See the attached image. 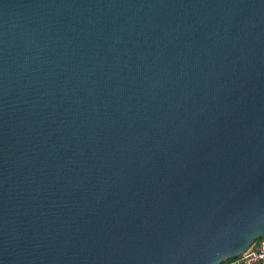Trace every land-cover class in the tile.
<instances>
[{"label": "water", "instance_id": "obj_1", "mask_svg": "<svg viewBox=\"0 0 264 264\" xmlns=\"http://www.w3.org/2000/svg\"><path fill=\"white\" fill-rule=\"evenodd\" d=\"M264 243V0H0V264H220Z\"/></svg>", "mask_w": 264, "mask_h": 264}, {"label": "built area", "instance_id": "obj_2", "mask_svg": "<svg viewBox=\"0 0 264 264\" xmlns=\"http://www.w3.org/2000/svg\"><path fill=\"white\" fill-rule=\"evenodd\" d=\"M220 264H264V243L250 244L238 256L226 259Z\"/></svg>", "mask_w": 264, "mask_h": 264}, {"label": "trees", "instance_id": "obj_3", "mask_svg": "<svg viewBox=\"0 0 264 264\" xmlns=\"http://www.w3.org/2000/svg\"><path fill=\"white\" fill-rule=\"evenodd\" d=\"M262 240H263V238H258V239H256V240L252 241L251 244L259 243V242L262 241Z\"/></svg>", "mask_w": 264, "mask_h": 264}]
</instances>
